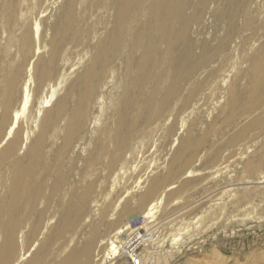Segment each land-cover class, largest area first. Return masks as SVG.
Masks as SVG:
<instances>
[{
  "label": "bare ground",
  "instance_id": "bare-ground-1",
  "mask_svg": "<svg viewBox=\"0 0 264 264\" xmlns=\"http://www.w3.org/2000/svg\"><path fill=\"white\" fill-rule=\"evenodd\" d=\"M56 3L0 0V264H141L139 241L260 228L264 0H62L49 21ZM160 131L164 171L141 149Z\"/></svg>",
  "mask_w": 264,
  "mask_h": 264
},
{
  "label": "rangeland",
  "instance_id": "rangeland-1",
  "mask_svg": "<svg viewBox=\"0 0 264 264\" xmlns=\"http://www.w3.org/2000/svg\"><path fill=\"white\" fill-rule=\"evenodd\" d=\"M56 1L57 3L54 4L53 7L51 6L49 8L48 16L51 17L49 21L53 19L55 13L57 12L62 2V0ZM261 41L262 38L259 39L256 45H258ZM234 61L235 59L233 60V62ZM77 67L78 65L75 66V68ZM64 72L65 71L63 70V73ZM110 80H112V83L110 84V88L109 86L107 87L109 89L108 92H115V82L113 81V76L110 78ZM228 80L229 77H227V81ZM105 97H107V94ZM103 100L105 101L106 98H103ZM202 100L197 106L196 111L202 115L208 116V114L213 110L212 107L214 105L212 104V101H215L216 99L210 98L207 101L205 99ZM108 101L111 100L108 99ZM215 112L216 111H214L213 113ZM96 115L98 116V118L101 116L100 113H96ZM194 115L195 114H193L191 117H193ZM212 115L213 114H211V116ZM191 117L189 116L187 120L191 119ZM171 121L172 118L167 123H170ZM181 123L182 122L180 120H177L175 123L176 127L179 129V135L182 134L183 129L186 128V126L181 128ZM99 125L100 122L92 123V126ZM144 141H146L144 143L145 146L141 148L142 151L144 150L145 152L143 158H145V161L156 159V157L159 158V160L157 159V161L158 164L161 165V167H159L158 171H164V168H166L165 166H167V162L169 161L176 146H173L172 149L170 148V146H167L163 149L162 144L164 142V135L161 131L156 135L148 136ZM137 144H135L133 148L132 156H136V154L138 155L139 147ZM142 151H140L141 153H139L140 156L142 154ZM237 157L238 156H236L235 158ZM235 158H231L230 161L234 160ZM127 159H129V156L127 157ZM196 165L198 167L201 166L200 162H198ZM104 187V183L98 187L96 197L97 200H99V204L96 208L101 207L105 202V197L108 190L103 191ZM99 189L101 190V192L99 191ZM199 195V192L194 193V191H191L190 193L185 195L184 198H182L180 203H176V201H173L169 205V208L166 209V211L169 213H175L176 211L180 210L183 205L191 203L195 200H198V198L202 197ZM207 198L208 197L206 196V198L202 200H206ZM230 198L227 199L228 202ZM107 201L108 200H106V202ZM249 207H251V209L248 211H252L253 207L251 206V204L249 205ZM261 207L262 204L257 208L253 209L254 212H260ZM197 212V210L192 211L186 217L190 219L189 221H193L192 218L197 214ZM253 214L255 213H251V217L253 216ZM222 218L223 217H221L218 220V223L215 224L213 227L207 228L202 232L197 231L196 228L191 229L189 233H186L184 235L183 241L177 245H171L170 241L168 240V236L163 247H160L158 245L151 247L149 253L151 258L149 259L148 257H146V254H144L145 245L142 241L137 242V248H139V250H136L137 252L135 253L139 255L141 264H264V221L262 222V225L259 228L257 226H254V222H248L245 225L238 224L236 219L239 218V216H237L236 218L229 219L228 221H222ZM142 220L144 221V218L140 213H137L134 216L130 217V223L133 227L142 225ZM192 227L193 224L191 225V228ZM125 264H132L131 260H128V262H126Z\"/></svg>",
  "mask_w": 264,
  "mask_h": 264
},
{
  "label": "built area",
  "instance_id": "built-area-1",
  "mask_svg": "<svg viewBox=\"0 0 264 264\" xmlns=\"http://www.w3.org/2000/svg\"><path fill=\"white\" fill-rule=\"evenodd\" d=\"M132 240V239H131ZM134 242H135V240H134ZM127 248H129V247H127ZM133 249L131 248V251H132ZM136 250H139V248H136L134 251L135 252H137ZM139 252V251H138ZM133 257V256H132Z\"/></svg>",
  "mask_w": 264,
  "mask_h": 264
}]
</instances>
